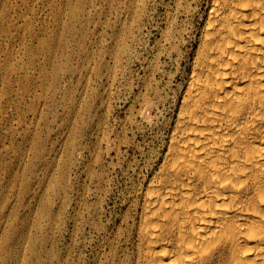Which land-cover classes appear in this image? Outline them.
<instances>
[{
	"label": "rangeland",
	"instance_id": "obj_1",
	"mask_svg": "<svg viewBox=\"0 0 264 264\" xmlns=\"http://www.w3.org/2000/svg\"><path fill=\"white\" fill-rule=\"evenodd\" d=\"M209 1L0 0V264H126Z\"/></svg>",
	"mask_w": 264,
	"mask_h": 264
},
{
	"label": "bare ground",
	"instance_id": "obj_2",
	"mask_svg": "<svg viewBox=\"0 0 264 264\" xmlns=\"http://www.w3.org/2000/svg\"><path fill=\"white\" fill-rule=\"evenodd\" d=\"M207 7L166 150L127 224L126 264H264V0ZM175 31L169 57L182 51Z\"/></svg>",
	"mask_w": 264,
	"mask_h": 264
}]
</instances>
